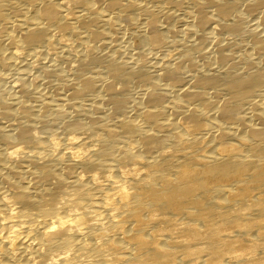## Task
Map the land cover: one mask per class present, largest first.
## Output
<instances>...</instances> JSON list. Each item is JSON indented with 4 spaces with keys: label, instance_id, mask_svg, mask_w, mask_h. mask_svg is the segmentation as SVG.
Returning a JSON list of instances; mask_svg holds the SVG:
<instances>
[{
    "label": "bare ground",
    "instance_id": "bare-ground-1",
    "mask_svg": "<svg viewBox=\"0 0 264 264\" xmlns=\"http://www.w3.org/2000/svg\"><path fill=\"white\" fill-rule=\"evenodd\" d=\"M0 264H264V0H0Z\"/></svg>",
    "mask_w": 264,
    "mask_h": 264
}]
</instances>
